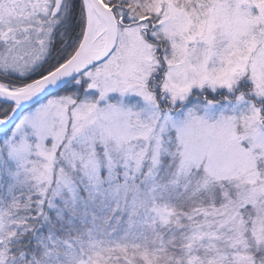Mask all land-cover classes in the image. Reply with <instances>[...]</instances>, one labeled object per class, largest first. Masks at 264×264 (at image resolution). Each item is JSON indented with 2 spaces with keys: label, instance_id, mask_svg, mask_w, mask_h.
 I'll list each match as a JSON object with an SVG mask.
<instances>
[{
  "label": "snow or ice",
  "instance_id": "6c2138e0",
  "mask_svg": "<svg viewBox=\"0 0 264 264\" xmlns=\"http://www.w3.org/2000/svg\"><path fill=\"white\" fill-rule=\"evenodd\" d=\"M0 264H264V0H0Z\"/></svg>",
  "mask_w": 264,
  "mask_h": 264
}]
</instances>
